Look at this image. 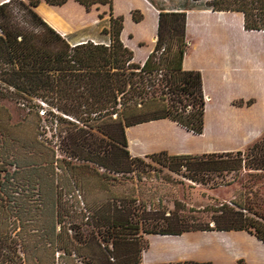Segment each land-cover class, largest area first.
I'll return each mask as SVG.
<instances>
[{
	"label": "trees",
	"instance_id": "16d2710c",
	"mask_svg": "<svg viewBox=\"0 0 264 264\" xmlns=\"http://www.w3.org/2000/svg\"><path fill=\"white\" fill-rule=\"evenodd\" d=\"M42 1L61 7L69 0H2L0 3V100L18 103L38 117L37 136L42 146L54 153L52 142L58 139L59 152L77 160L78 153L70 147L67 138L83 128L88 133L76 145L92 156L109 158L111 143L100 124L159 108H168L170 118L188 131L196 135L203 133L202 78L199 72L184 71L181 67L187 47L184 34L179 33V27L185 25L184 13L160 11L154 51L142 66L134 61L133 52L121 40L124 19L114 16L113 0H74L87 12L99 6H108L110 10L109 26L101 32L108 41L76 44L57 33L36 13ZM183 1L184 10L239 13L246 31L264 33V0ZM17 6L24 14V26L16 19ZM132 15L135 22L142 20L140 11ZM177 54L179 62L175 64ZM145 158L170 172H184L185 178L203 186H228L241 172L247 171L246 200L199 210L182 209L177 203L168 216L157 213V217L144 222L138 221L136 214L124 205H115L108 212L99 209L91 217L97 228L92 235L96 245L92 243L89 251L77 253L83 260L90 264H142V253L148 244L141 234L178 237L198 232H245L264 245V202L254 201L258 192L253 188V179L264 180V138L251 144L247 152L202 155L159 152ZM130 163L135 174L144 166L141 157L131 158ZM15 165L17 169L34 166ZM27 172L29 179L21 183L15 172L9 174L0 161V264H28V243L23 237L27 212L13 194L20 196L19 191H27L24 196L31 195L29 202H38L39 206L43 203L37 199L41 198V183L34 179L38 168H27ZM230 173L236 175L232 181H215L218 176ZM167 264L212 263L188 260Z\"/></svg>",
	"mask_w": 264,
	"mask_h": 264
},
{
	"label": "rangeland",
	"instance_id": "374dc122",
	"mask_svg": "<svg viewBox=\"0 0 264 264\" xmlns=\"http://www.w3.org/2000/svg\"><path fill=\"white\" fill-rule=\"evenodd\" d=\"M152 1L157 7L170 8L176 0ZM18 9L19 6L15 7L16 19L24 26V14ZM240 17L239 13L230 12L195 13L191 15V20L193 24L201 23L202 27H214L217 23L235 27L231 29L230 39L247 43V60L250 58L252 69L250 92L254 94L264 84V33L247 31L244 34L239 28ZM101 39L108 40V37L101 35ZM174 61L175 64L179 62V54ZM254 101L255 98L248 100L247 104ZM170 117L168 108H159L100 124L99 128L107 133L111 143L112 155L109 158L92 156L76 145L88 133L87 129L81 128L67 138L70 147L78 153V159L71 160L59 152L58 139L52 142L54 153L38 142L39 119L34 113H29L18 103L0 100V161L4 162L9 174L15 172L21 183L30 177L27 168L37 167L34 179L41 183V198L37 199L42 201L43 206H39L38 202H29L32 201L31 195L24 196L27 191H19L20 196L13 194L27 212L24 219L28 224H25L23 237L28 243V264H90L77 253L89 251L92 243L96 245L92 235L97 228L91 217L99 209L108 212L115 205H124L136 214L138 221L144 222L157 217V213L168 216L177 203L182 209L199 210L246 200L247 171L241 172L230 185L220 187L197 184L185 178L184 172H170L145 156L141 157L144 166L139 173L132 171L131 158L138 157L152 146L186 141L184 135L192 133ZM42 125L46 124L42 122ZM223 146L215 145L217 148ZM247 149L242 152H247ZM161 151L170 155L175 152L171 148ZM159 152L152 150L149 155ZM16 163L22 167L34 166L17 169ZM69 168L71 173H68ZM235 176L234 173L223 174L215 181H232ZM114 177L117 180H113ZM263 181L253 179V188L258 192V199L254 200L257 203L264 202ZM232 233L198 232L178 237L141 234L148 244L142 253V264L188 260L212 264H239L240 261L241 264H264V245L245 232L246 240L230 236Z\"/></svg>",
	"mask_w": 264,
	"mask_h": 264
},
{
	"label": "crops",
	"instance_id": "0c3cea01",
	"mask_svg": "<svg viewBox=\"0 0 264 264\" xmlns=\"http://www.w3.org/2000/svg\"><path fill=\"white\" fill-rule=\"evenodd\" d=\"M35 11L71 43L108 41L101 39L103 28L109 26L108 6L95 7L87 12L74 0L61 7L42 1ZM134 11L142 14L140 22L133 20ZM160 11L184 13L187 19L186 27H179V33L184 34L187 43L181 67L184 71L199 72L201 75L205 95L204 128L201 135L190 133L184 135L186 141L152 146L137 156H147L152 150L164 152L161 150L170 148L175 150L173 155L235 153L247 149L264 136V84L260 91L257 88L256 93L250 92L252 69L250 58L247 60V43L230 39L231 29L235 27L225 23L202 27L201 23L193 24L191 20V15L195 13L225 12L198 8L184 10L183 0H176L170 8L157 7L149 0H113L114 16L124 19L121 40L133 52L134 61L142 66L154 51ZM102 14H106L103 19L100 18ZM240 16V31L247 34L243 16ZM253 98L255 101L247 104ZM217 144L224 146L217 148ZM243 233L233 232L230 236L246 240Z\"/></svg>",
	"mask_w": 264,
	"mask_h": 264
}]
</instances>
